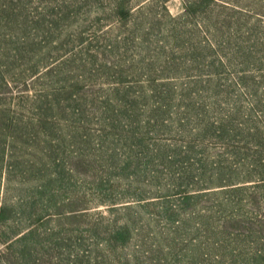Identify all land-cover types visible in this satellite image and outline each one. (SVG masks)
I'll return each mask as SVG.
<instances>
[{
    "label": "rangeland",
    "instance_id": "obj_1",
    "mask_svg": "<svg viewBox=\"0 0 264 264\" xmlns=\"http://www.w3.org/2000/svg\"><path fill=\"white\" fill-rule=\"evenodd\" d=\"M0 264H264V0H0Z\"/></svg>",
    "mask_w": 264,
    "mask_h": 264
}]
</instances>
